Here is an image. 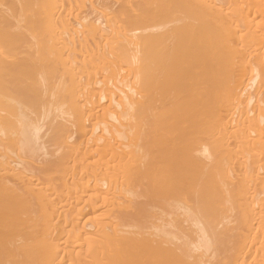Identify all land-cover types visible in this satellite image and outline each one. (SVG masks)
Returning a JSON list of instances; mask_svg holds the SVG:
<instances>
[{
    "label": "bare ground",
    "instance_id": "6f19581e",
    "mask_svg": "<svg viewBox=\"0 0 264 264\" xmlns=\"http://www.w3.org/2000/svg\"><path fill=\"white\" fill-rule=\"evenodd\" d=\"M0 264H264V0H0Z\"/></svg>",
    "mask_w": 264,
    "mask_h": 264
}]
</instances>
